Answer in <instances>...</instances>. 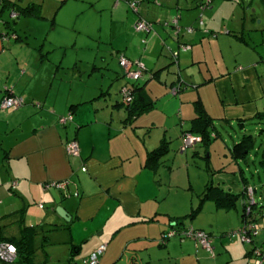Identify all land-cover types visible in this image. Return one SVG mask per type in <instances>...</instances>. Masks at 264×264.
Instances as JSON below:
<instances>
[{
  "label": "crops",
  "instance_id": "1",
  "mask_svg": "<svg viewBox=\"0 0 264 264\" xmlns=\"http://www.w3.org/2000/svg\"><path fill=\"white\" fill-rule=\"evenodd\" d=\"M7 1L38 6L39 16L33 18L51 20L52 26L65 2L49 17L42 12V0ZM114 1L112 11H126L130 19L129 25H118L114 42L120 43L110 53L118 61L121 56L129 60L131 70L141 64L145 71L135 84L143 92L134 95V105L150 108L136 117L122 95L126 88L132 96L135 82L127 81L125 71L109 69L107 56L103 71L107 80L116 77L117 82H103L98 87L103 91L93 95L82 79L86 70L77 71L76 64L65 67L62 54L33 50L17 33L13 26L24 15L17 14L14 21L8 10L11 20L0 16V103L7 96L24 100L18 110L0 108V191L5 199L12 194L20 201L0 217V239L18 241L24 228L31 230L26 264H83L101 245L106 250L100 264H264V214L255 211L260 229L250 245L230 235L243 224L241 194L251 186L241 165L248 167L255 135L264 142V121H259L264 119V35L255 41L247 37L263 29L242 24L235 5L214 13L216 0H133L138 20L166 26L148 38L149 33L132 27L131 7ZM262 14L259 24L264 23ZM54 32L55 27L50 36ZM141 43H147L145 48ZM180 79L184 83L175 90ZM197 106L210 121V139L184 148V132L198 136L194 132L202 128L195 121ZM68 114L72 120L59 124ZM233 123L241 130L257 126V133L243 134L254 140L245 159L233 154L242 137L229 145L219 132L220 125L232 128ZM71 141L78 144V157L66 152ZM166 145L165 156L146 166L148 154ZM222 155H228V163L221 166ZM63 182L65 189L52 187ZM230 195L236 197L233 205L218 204ZM56 208L67 214V221ZM260 208L264 212V204ZM184 228L207 233L213 255L189 239L162 242L164 232Z\"/></svg>",
  "mask_w": 264,
  "mask_h": 264
},
{
  "label": "rangeland",
  "instance_id": "2",
  "mask_svg": "<svg viewBox=\"0 0 264 264\" xmlns=\"http://www.w3.org/2000/svg\"><path fill=\"white\" fill-rule=\"evenodd\" d=\"M60 1L63 0H42V4L44 5L42 10V12H44L43 14H45V12H48L49 17H51V15L53 16L55 13V8L59 6ZM111 1L115 2L114 0ZM111 1L65 0L64 4L60 5L62 7L59 10H56L57 13L60 11L56 19V26H54V24L53 26L51 25L50 18H48L50 21L42 22L39 18H29L22 16L16 20V25L13 27L19 35H21L23 38L25 37L28 40L27 42L30 43V46L33 47V50L38 51L42 48L43 53L55 52L59 55L62 54L63 64L65 67L73 68L74 64H76L77 71L79 70L81 72L83 70H86L88 72V75H83V78H81L83 79V81L87 82V84H89V86L93 89V91L91 92L93 95H99L103 91V89L98 87L103 86V82H107L108 85L117 82H115L116 77H113L111 81L107 80L109 75L103 71L104 55L109 58V69L116 70L117 67L119 71L124 74V70L120 67L119 61L116 59V55L111 54L110 52L112 49H116L115 45L117 43H120V40H115L114 42V38L119 35V30L121 29L118 28V25H129L130 15H126V11H123L122 13L120 12V14L112 11L110 7L112 6V4L110 3ZM208 1L210 0H207V2ZM118 2L121 8L130 9L129 1L126 2L124 0H118ZM187 2H190V0ZM234 2H222L216 0L214 4V13L216 10L220 11V9L223 10V8L229 9L230 6L235 5L238 8L235 10L236 17H239L241 19L242 24L246 25V22L247 24L255 23L256 26L259 27L257 28L253 24V27H255V29H263L262 31H252L249 35H247V37L255 41V39L258 38L259 35L263 36L264 28L262 27L264 23L259 24L260 14L264 13V11H262V0H239L237 1L238 3ZM199 8L201 9L202 7ZM230 11L233 12L234 10ZM129 12L131 14V17L132 14L134 17V21L130 20V22L133 21V27L136 22L137 16L132 9H130ZM3 16L6 20L12 19H10L8 12H4ZM185 17L186 13H183V18ZM148 19L149 18H146V21H150L151 23V30L148 34V38H150L151 35L155 34L156 29L158 30L162 26L166 27L164 26V22H155L154 24L152 23L153 20ZM54 27L55 32L51 33L50 36V30ZM168 28H170V26ZM26 33L28 35H26ZM172 38L175 42L178 41L176 35H173ZM146 44L143 46V44L141 43L142 48H145ZM28 52H31V50L29 49ZM89 72H91L90 77ZM144 73L145 71L143 72V75L139 80L143 78ZM79 78L80 76L77 73L76 79L79 80ZM127 81H129V79ZM122 109L124 110V107ZM255 128H257L256 125H247L244 130H241L238 128L237 123H233L232 128L224 125H220V127H218L222 139L225 140L229 145L232 143V141H237L238 139H240L243 134L253 135L257 133ZM259 128H261V126ZM262 139H264V137H262ZM254 140L256 143V147L253 152L249 154L247 162L248 167L246 166V164H242L241 167L245 170L247 169L244 172V176L249 181L252 188L255 189L254 198L256 208L253 210L255 212L256 209H259L262 204H264V199L262 200V196L264 197V142H262V140L258 138L257 135H255ZM227 157L228 155H226V157L222 155L221 158H218L219 164H221V162L223 163L224 161V163L227 164ZM201 161H203L204 163L206 162L204 159L198 160L199 163ZM222 165L223 164H221V166ZM228 167L229 169L233 168L232 163L229 164ZM203 173L205 176L208 174L206 170H203ZM174 190L176 192L183 193V191H180L178 187H176ZM0 193L2 194V200H0V210H3L2 214H0V217H2L3 215L14 211L20 205V201L12 194L9 198L5 199L3 197L4 193H2V191H0ZM234 237H238L240 239L239 236Z\"/></svg>",
  "mask_w": 264,
  "mask_h": 264
},
{
  "label": "built area",
  "instance_id": "3",
  "mask_svg": "<svg viewBox=\"0 0 264 264\" xmlns=\"http://www.w3.org/2000/svg\"><path fill=\"white\" fill-rule=\"evenodd\" d=\"M129 6L131 9L136 10L137 4L135 1L131 0L129 1ZM11 17L15 18L16 15L14 13H11ZM200 25H202V21L200 20ZM135 30L137 32H150L151 26L145 22L143 19H139L134 26ZM191 29L188 30L190 32ZM183 49H186L183 47ZM119 65L121 68L124 69L126 77L130 79L133 82L138 81L144 72V68L141 66V64L137 65L136 70H131L132 63L127 60L124 57H120L119 59ZM177 86H173L176 90ZM180 87V86H179ZM172 89L174 92L175 90ZM123 95V101L125 104H129L132 101V96L128 89L124 88L122 90ZM24 105V100L21 97H11L7 96L3 98V100L0 103V108L2 110L11 109V110H18ZM72 120L71 114H68L66 117L59 118V124L66 125L68 122ZM201 142L200 136H194L191 133H185L184 134V148L187 146H193ZM66 152L69 156L78 157L79 156V147L76 141L68 142L65 146ZM52 187H56L59 189H65L66 183H53ZM12 189H15V183L11 186ZM255 189L251 186H248L245 188V200H244V213L248 217V215L252 212V207L255 204V198H254ZM40 208H43L42 205H40ZM259 231V226L256 222H252L250 218H246V220L243 222L241 227L234 231L232 236H239L241 241L244 243H252V238L257 235ZM173 237H178L180 240L189 239L194 241L196 244L204 248L209 254L213 255V249L211 246V240L210 236L200 230H195L192 228L187 229H179V230H168L162 234V242H165L168 239H171ZM255 253L259 251L256 247L253 248ZM106 246L101 245L96 250H94L90 256L83 262V264H100L99 259L102 256V254L105 252ZM258 250V251H257ZM17 258V250L16 247L8 242H1L0 241V264H14L15 260Z\"/></svg>",
  "mask_w": 264,
  "mask_h": 264
},
{
  "label": "trees",
  "instance_id": "4",
  "mask_svg": "<svg viewBox=\"0 0 264 264\" xmlns=\"http://www.w3.org/2000/svg\"><path fill=\"white\" fill-rule=\"evenodd\" d=\"M8 10L16 15L15 18H12L14 21L18 17L17 14L24 15L27 17L28 16L38 17L39 16L38 6H36V5H29L27 7H20L17 5V3L11 4L7 0H0V16L2 13H4L5 11H8ZM147 23L151 26L150 22H147ZM167 25H169V24H167ZM8 26L12 29L10 22H6V28H8ZM135 84L136 83H134V85L132 86V89H133L132 101L126 106L127 110L130 111L131 116H133V117H136L137 115H139L143 111H146L150 108V105H144V106L138 105V107H136L134 105V103H137V100H138V97L136 96V99L134 101V98H135L134 95L135 94L139 95V93L143 92V87L142 86L140 87L139 85H135ZM196 108H197V110H196L197 118L195 119V121L199 122V124L202 125V128L200 130L195 131L194 134L200 136V138H201L200 143H202V141L205 138L210 139V135H209L210 133L208 131V127L210 126V121L200 107L197 106ZM257 119H258V117H257ZM259 121H264V119H259ZM260 131H261V133L264 132V130H260ZM184 133H186V132H184ZM189 133H193V132L189 131ZM253 142H254V140H253L251 135H243L242 138L240 139V141L238 143H236V145L233 147V154H235L234 157H236V159L237 158L245 159L247 153L253 147ZM167 151H168V147L166 145V146H163L154 152L149 153L147 161H146V166H151L154 163H157L159 161V159H161V157L165 156ZM246 187L247 186L244 187L243 192L241 194V197L243 198V200H245V188ZM235 199H236V197L231 198V195H230V196L223 197L222 199H218L217 202H218V204H221V205H223V204L233 205L234 204L233 202ZM255 208H256V203L252 207V212L247 217L244 213V206H243V214H242L243 222L246 220V218H250V220L252 222H257L258 218H256V213H257V215H260V216L264 214V212L261 211V208L256 209L257 212L255 213L253 211ZM195 212L196 211H194V213ZM33 236H34V233L31 230L24 228L23 229V236L20 240H18V241L8 240L7 241V242L14 244L16 247L17 259H18L17 263L26 264V263H24V261L28 262V257L30 256V254L25 256L26 255L25 252H27L26 248H27V250H29L28 252H30L32 250V248L30 246H31V239ZM0 241L2 242L5 240L0 239Z\"/></svg>",
  "mask_w": 264,
  "mask_h": 264
},
{
  "label": "water",
  "instance_id": "5",
  "mask_svg": "<svg viewBox=\"0 0 264 264\" xmlns=\"http://www.w3.org/2000/svg\"><path fill=\"white\" fill-rule=\"evenodd\" d=\"M184 82L180 79V80H178V82L175 84V85H181V84H183ZM174 85V86H175ZM63 211V210H62ZM56 212L64 219V220H66L67 221V219H68V216H67V214H65V212L63 211V213L61 212V208H56Z\"/></svg>",
  "mask_w": 264,
  "mask_h": 264
}]
</instances>
